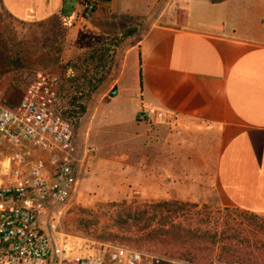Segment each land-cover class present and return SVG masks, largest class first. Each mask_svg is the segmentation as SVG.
I'll list each match as a JSON object with an SVG mask.
<instances>
[{
    "label": "crops",
    "instance_id": "0c3cea01",
    "mask_svg": "<svg viewBox=\"0 0 264 264\" xmlns=\"http://www.w3.org/2000/svg\"><path fill=\"white\" fill-rule=\"evenodd\" d=\"M80 1L0 0L13 19L25 24L46 21L65 8L79 49L138 23L133 38L116 48L111 72L97 90L116 108L97 107V115L119 120L132 102L127 116L140 125L160 109L174 115L169 126L188 136L214 137L211 158L196 159L213 169L220 199L264 216V0H95L89 14L80 12L87 0ZM101 21L124 28L102 34ZM111 90L117 92L113 97ZM186 149L180 161L171 157L180 165L157 157L134 167L135 194L148 200H203L173 172L188 169Z\"/></svg>",
    "mask_w": 264,
    "mask_h": 264
},
{
    "label": "built area",
    "instance_id": "2783aa9c",
    "mask_svg": "<svg viewBox=\"0 0 264 264\" xmlns=\"http://www.w3.org/2000/svg\"><path fill=\"white\" fill-rule=\"evenodd\" d=\"M94 7L83 4L85 12ZM59 85L57 75L38 72L17 104L0 102V264H189L62 230L94 148L77 147L75 130L52 111ZM174 120L160 109L151 118Z\"/></svg>",
    "mask_w": 264,
    "mask_h": 264
},
{
    "label": "rangeland",
    "instance_id": "374dc122",
    "mask_svg": "<svg viewBox=\"0 0 264 264\" xmlns=\"http://www.w3.org/2000/svg\"><path fill=\"white\" fill-rule=\"evenodd\" d=\"M66 1L70 3V0ZM81 2L83 1L81 0L79 3ZM84 2L86 3V1ZM93 2L95 3V0ZM80 12L85 13V10L80 8ZM86 13L89 14L91 12L86 11ZM54 22L55 28L56 30L59 29L60 38L62 39L61 64L54 68H39L33 71L17 68L0 75L1 103L5 105L17 104L24 88L38 72L52 73L60 79L63 76L61 66L89 49H79L74 46L75 36L70 35V19L68 16L59 18ZM138 26V23L130 26L133 34L121 43L125 41L128 43L129 39L135 35ZM44 28V26H39V24H25L16 20L13 21L0 2L1 30L12 29L19 39L31 42L32 39H37ZM123 28V23L115 24L101 21L97 25L98 31H101L102 34L115 30L121 31ZM126 79H129V75L126 76ZM97 90L91 95L86 106V112L80 120L79 127L75 130V145L79 139V148L83 145H90L94 148V153L83 164L76 193L64 211L62 219L64 232L102 241H104L103 239H109V241L123 243L125 246L147 253L157 255L164 253L163 249L149 242L148 239L145 240L146 237H143L144 233L142 236L133 235L135 234L133 227L120 224L102 205L109 202H120L121 200L139 202L161 201V199L148 200L138 193L135 194L137 190L131 179V174L134 173V167L139 166L141 162H146L149 165V162L153 163L157 157L161 158L162 161H166L169 158L170 163L173 162L171 157L180 161V153L183 152L184 146L190 150L191 160L189 167L188 169H183L184 172L182 170L179 171L178 168L173 170V172L178 178H184L185 182L188 180L190 184L184 188L191 194L203 198V200L183 202L196 204L198 210L206 209L212 213L211 215L218 217L220 220L231 219L239 224L242 229H256L249 219L236 212V208L223 203L215 189L213 169L203 168V162L196 159L199 156L207 159L211 158V153L216 143L214 137L210 139L198 138L193 133H189L190 135L188 136L176 125L165 126L150 121L140 125L136 121L130 120L127 116L130 107L133 105L132 102L124 106L119 114L122 118L119 120L105 116L101 117V114L97 115V107L101 109L107 108L111 111L116 106L112 103L109 96L100 97ZM186 150L189 151L188 149ZM198 150H202V155L201 153L199 154ZM173 163L180 165L176 161ZM210 163L208 162V165ZM125 171L129 173H125ZM258 217L264 220V216L258 215ZM261 238H259V241Z\"/></svg>",
    "mask_w": 264,
    "mask_h": 264
},
{
    "label": "trees",
    "instance_id": "16d2710c",
    "mask_svg": "<svg viewBox=\"0 0 264 264\" xmlns=\"http://www.w3.org/2000/svg\"><path fill=\"white\" fill-rule=\"evenodd\" d=\"M94 11L95 7L91 12ZM67 16L63 8L58 15L34 23L45 28L31 42L19 39L12 29H0V75L17 68L33 71L59 66L62 39L54 21ZM132 34V27H128L61 66L63 76L52 111L74 130L80 125L91 95L109 76L116 48ZM102 206L120 224L133 227V235L142 236L144 233L145 240L163 249L165 252L160 256L190 264H264V220L258 215L236 208V212L249 219L256 228L242 229L231 219L220 220L206 209L198 210L196 204L179 200H121Z\"/></svg>",
    "mask_w": 264,
    "mask_h": 264
}]
</instances>
